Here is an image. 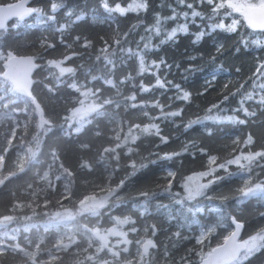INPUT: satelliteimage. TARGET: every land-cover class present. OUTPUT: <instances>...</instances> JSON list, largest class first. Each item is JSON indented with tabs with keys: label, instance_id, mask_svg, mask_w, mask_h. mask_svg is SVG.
<instances>
[{
	"label": "trees",
	"instance_id": "1",
	"mask_svg": "<svg viewBox=\"0 0 264 264\" xmlns=\"http://www.w3.org/2000/svg\"><path fill=\"white\" fill-rule=\"evenodd\" d=\"M229 1L33 0L30 16L0 31V71L12 54L38 64L31 97L0 78V264H39L68 221L76 239L48 264H100L92 257L106 253L84 232L115 220L133 227L128 264H197L229 234L231 217L245 240L264 233V155L245 159L264 152V31L242 17L227 30ZM181 25L187 32L169 40ZM53 62L66 71L54 72ZM184 91L187 101L178 99ZM84 96L97 106L78 126L70 117ZM191 174H207L225 198L200 201L196 211L174 202ZM244 175L252 176L246 184ZM104 197L88 205L95 211L82 207ZM145 240L152 246L143 255ZM244 252L231 264H264V239Z\"/></svg>",
	"mask_w": 264,
	"mask_h": 264
},
{
	"label": "rangeland",
	"instance_id": "2",
	"mask_svg": "<svg viewBox=\"0 0 264 264\" xmlns=\"http://www.w3.org/2000/svg\"><path fill=\"white\" fill-rule=\"evenodd\" d=\"M263 0H230L229 2L237 5H244V4H253L257 5L260 4ZM228 2V0H227ZM232 15L234 16V20L236 22V25L238 23V20L242 17L245 20V15L240 12L236 11L232 8ZM8 57V56H7ZM7 59V58H6ZM5 59V61H6ZM53 71L61 74L66 71L65 66H63L60 62H53L52 63ZM13 89V88H12ZM15 92V91H14ZM97 105L93 103V101H87L86 96H84L82 102L79 104V106L74 109L72 112V115L70 117L71 121L75 122L78 126H81L83 124L85 116L95 109ZM20 158L23 157V152L19 153ZM240 162V160H239ZM167 175L172 178L174 176V171L172 169H168L166 171ZM204 177L206 179H204ZM252 176L250 175H244L241 180L245 184L249 182L250 178ZM253 183H256V180H252ZM87 188L89 190L97 191L98 187L95 186L94 183L90 182H84ZM206 186V187H205ZM258 186V185H257ZM130 187L128 186L126 190H128ZM184 190L182 197H176L174 202H178L179 204L183 205L184 207H188V209L192 211L200 210L202 205L200 204V201L203 200H220L222 198H225L226 194L223 191V189H216L211 185V178L207 177V174H191L190 176H186L185 184H184ZM191 193H199L197 195L192 196V198H189ZM122 196L121 194H117L114 196V198H118ZM108 197L104 198H90L89 200L85 201L82 204V207L87 209L88 211H95V208L88 207V205H95V204H102L104 199H107ZM212 208L216 212V217L220 221H224L223 214L221 212L220 206L216 203L211 204ZM67 213L64 215V219L71 220L72 213ZM128 226V227H126ZM76 225L69 224V221L67 222V227L60 232V234L57 237V243L58 246L55 249L53 253H50L47 255L46 259H42L39 264H48L49 261L55 259L56 255L55 252L58 250H61L63 248H66L69 244V242L74 241L76 239V236L74 234V228ZM129 229H133L131 225V221L128 220H115L113 226L107 230H99L98 232L89 233L87 231L84 232V237L88 240L89 244L95 246L96 250L98 252L104 251L106 253V259H103L100 257L99 253L97 256H93L92 258L95 259L100 264H128L123 258L125 257L124 251H127L128 248L131 246V241L128 238L127 231ZM213 229V224L209 225L207 228H200L199 234L197 237V241L201 242L205 234ZM233 229V227L230 228V231ZM255 237V236H254ZM254 237H251L250 240L247 239V248L245 250L244 257L248 255L250 252H252L258 245L259 241L261 239H254ZM142 241L139 244V251L141 250L140 245L143 242ZM5 247L0 245V251H4ZM150 250V248H149ZM137 256V254H135Z\"/></svg>",
	"mask_w": 264,
	"mask_h": 264
},
{
	"label": "water",
	"instance_id": "3",
	"mask_svg": "<svg viewBox=\"0 0 264 264\" xmlns=\"http://www.w3.org/2000/svg\"><path fill=\"white\" fill-rule=\"evenodd\" d=\"M33 0H14L10 3L0 4V31L3 30L11 20H23L34 11ZM264 4V0L257 5ZM245 21L249 24L248 19ZM250 25V24H249ZM251 26V25H250ZM264 31V29H261ZM38 64L30 54H12L7 57L0 78L7 80L15 93L31 97L32 74ZM233 229L225 237L223 242L214 246L197 264H231L239 259L247 248V242L242 237V222L231 217ZM152 242L147 240L141 245L143 255L151 248Z\"/></svg>",
	"mask_w": 264,
	"mask_h": 264
},
{
	"label": "snow or ice",
	"instance_id": "4",
	"mask_svg": "<svg viewBox=\"0 0 264 264\" xmlns=\"http://www.w3.org/2000/svg\"><path fill=\"white\" fill-rule=\"evenodd\" d=\"M181 3H184V0H180ZM209 3H212V0H208ZM105 8L108 7L107 3H105L103 5ZM224 4H220L217 5V8L220 7H224ZM228 7H231L233 9H235L236 11H240L245 15V18L248 19L249 24L254 28V29H264V4L261 5H253V4H244V5H237V4H233L231 2H229L227 4ZM147 5L146 4H142L139 5L138 8H133L132 10H139V9H146ZM189 8L192 7L191 4L188 5ZM116 9L121 13H125L127 11V9L122 8L119 4L116 5ZM186 15V14H185ZM193 16H198L200 15L198 12H193L192 13ZM174 18V17H173ZM157 23H159V18ZM235 24L236 22L233 21L232 25H229L227 27V30L229 31H234L235 30ZM214 27H219V28H224L225 25L223 23L219 24V25H214ZM187 26L186 25H181L176 29H173L171 32H169L167 34V37L169 40H171L172 38H174L176 36V33L179 32H187ZM203 35V33H200L196 36V40H199L201 38V36ZM163 43V41H162ZM161 63H163V61H161ZM155 67L159 68L160 64H156ZM170 83V82H169ZM156 85L163 87L164 86V82L161 81L159 78L157 79V83ZM177 88H179V86H175ZM178 99H181L183 101H187L190 99V94L186 91L182 92V94L178 97ZM217 107V106H214ZM180 113H174V115H179ZM207 119H212V117H207ZM223 119L225 120H231V117H223ZM210 134V133H209ZM249 143L251 142L250 140L248 141ZM264 155V152H258L255 154H251L247 157H245L246 160H248L249 163H251L252 160H255L257 157ZM215 157H212V160H214ZM229 164L234 163V161H229ZM235 163H239V159H237V161H235ZM206 187V186H205ZM199 194L197 193H191L190 192V196L189 198H192V196ZM254 239H264V233L262 234H258L257 236L254 237Z\"/></svg>",
	"mask_w": 264,
	"mask_h": 264
},
{
	"label": "bare ground",
	"instance_id": "5",
	"mask_svg": "<svg viewBox=\"0 0 264 264\" xmlns=\"http://www.w3.org/2000/svg\"><path fill=\"white\" fill-rule=\"evenodd\" d=\"M31 92H32V88H31ZM39 223H40V221H39Z\"/></svg>",
	"mask_w": 264,
	"mask_h": 264
}]
</instances>
